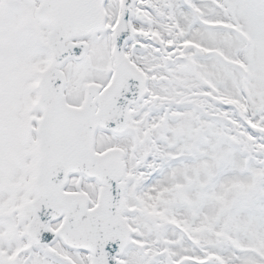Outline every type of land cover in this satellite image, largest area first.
<instances>
[{
  "label": "snow or ice",
  "instance_id": "6c2138e0",
  "mask_svg": "<svg viewBox=\"0 0 264 264\" xmlns=\"http://www.w3.org/2000/svg\"><path fill=\"white\" fill-rule=\"evenodd\" d=\"M0 264H264V0H0Z\"/></svg>",
  "mask_w": 264,
  "mask_h": 264
}]
</instances>
